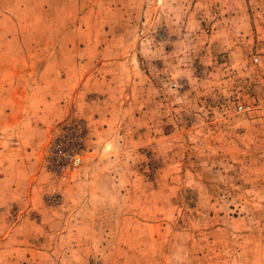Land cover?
<instances>
[{"label":"rangeland","instance_id":"rangeland-1","mask_svg":"<svg viewBox=\"0 0 264 264\" xmlns=\"http://www.w3.org/2000/svg\"><path fill=\"white\" fill-rule=\"evenodd\" d=\"M5 60L29 114L83 92L0 198V264H264V0H0Z\"/></svg>","mask_w":264,"mask_h":264},{"label":"crops","instance_id":"crops-1","mask_svg":"<svg viewBox=\"0 0 264 264\" xmlns=\"http://www.w3.org/2000/svg\"><path fill=\"white\" fill-rule=\"evenodd\" d=\"M12 62V60H5V63H9L5 64L6 67L9 66L8 74L0 76V198H6V203L13 199L14 194L24 192L26 194V191L29 194L33 191V187L32 189L30 187L31 177L34 175L31 165L35 164V160H31L30 148L38 140H46L51 124L59 115L63 116L67 113V106L71 108L72 101H75L77 110L81 109L79 98L83 92V90L78 91L79 85L75 90L69 88L68 92H65L63 88L64 96L68 94L69 101L65 98L66 96L63 99L68 103L58 105L49 102L51 108H43L37 114H29V110L23 105L24 97L28 94L25 92L28 71L23 68L27 63L22 61L25 66L22 64L20 66L22 71L19 72L12 69ZM61 96L62 94L59 93V100ZM46 100L48 96H45V105ZM15 104H21V106H15ZM84 113L91 123V134L94 135L109 126L107 124L106 128L100 127L99 119L102 115L94 116V112L88 109ZM40 176L37 171L38 179Z\"/></svg>","mask_w":264,"mask_h":264},{"label":"built area","instance_id":"built-area-1","mask_svg":"<svg viewBox=\"0 0 264 264\" xmlns=\"http://www.w3.org/2000/svg\"><path fill=\"white\" fill-rule=\"evenodd\" d=\"M237 111H241L244 109V106L242 104L237 105ZM68 145L72 147V152H67V161L71 165H78L80 162V155L78 154V151L80 149V139L79 140H73L72 138L66 139Z\"/></svg>","mask_w":264,"mask_h":264}]
</instances>
